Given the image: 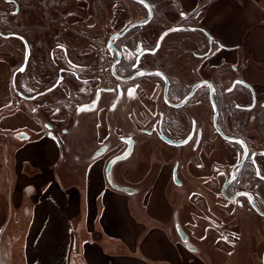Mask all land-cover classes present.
Listing matches in <instances>:
<instances>
[{"label":"flooded vegetation","instance_id":"obj_1","mask_svg":"<svg viewBox=\"0 0 264 264\" xmlns=\"http://www.w3.org/2000/svg\"><path fill=\"white\" fill-rule=\"evenodd\" d=\"M0 1L9 5L0 11V18L9 17V32L2 33L9 51L22 53L24 61L27 40L25 70L38 56L33 63L43 88L36 92L57 84L44 93L51 99L32 107L51 110L61 122L66 116L93 118L94 135L101 118L108 119L109 136L79 140L83 149L89 140L95 148L84 156L74 153L76 158L91 161L107 145L98 158L112 152L109 163L130 147L124 139L130 137V154L117 161L125 162L139 143L151 140L157 148L164 143L173 150L175 184L176 169L178 184L198 179L205 197L220 195L239 212L264 218L253 205L264 211V86L245 77L244 61L230 60L231 46L208 31L210 39L198 11L185 13L180 0H146L151 8L139 0ZM217 125L245 141L242 163L244 145L225 138ZM45 127L55 130L50 121ZM67 131L60 125L56 136L70 150ZM191 165L208 168L209 174L197 176Z\"/></svg>","mask_w":264,"mask_h":264},{"label":"crops","instance_id":"obj_2","mask_svg":"<svg viewBox=\"0 0 264 264\" xmlns=\"http://www.w3.org/2000/svg\"><path fill=\"white\" fill-rule=\"evenodd\" d=\"M180 3L185 13L198 11L197 20L206 30L232 47L230 60L245 62L244 74L251 83L264 86V0ZM16 70L13 60L1 53L0 206L6 221L0 229L7 231L12 222L17 225L11 228L14 240H24L18 250L14 244V250L23 263L264 264V218L240 214L219 196L205 197L198 179L183 178L182 185L175 184L173 150L164 143L157 148L151 140L137 144L130 159L114 165L111 183L106 167L112 152L88 162L74 156L79 140L109 136L108 119L101 118L94 135L93 118L66 116L61 122L51 110H35L32 106L52 95L19 97ZM46 121L55 124L54 134ZM60 125H68L64 136L70 150L56 136ZM19 131L28 137H15ZM93 148L86 142L81 155ZM4 150L9 152L6 161ZM190 169L197 176L209 174L208 168ZM189 186L198 190L191 193ZM207 234L214 235L209 242L203 239Z\"/></svg>","mask_w":264,"mask_h":264},{"label":"rangeland","instance_id":"obj_3","mask_svg":"<svg viewBox=\"0 0 264 264\" xmlns=\"http://www.w3.org/2000/svg\"><path fill=\"white\" fill-rule=\"evenodd\" d=\"M0 11L3 10V12H6L9 10V5L5 6V3L2 4V1H0ZM160 2V0L157 1V3ZM160 9H166V4H163L162 7L159 6ZM185 12V11H184ZM164 13V12H163ZM9 32V17L5 15H3L2 18H0V54H4L5 56H7L8 58L10 57L15 65V69H17L20 64L23 61V54L20 53L18 55L13 54L12 52L9 51V40L2 35V33H6ZM20 52V51H19ZM37 55H34L32 58V64L29 65V67L23 71V72H19L17 73L16 76V82L18 83L16 90L18 91H22L23 90L20 89V87H22L23 85L26 86V88L28 90H41L43 88V82L40 81V78L38 77V70L35 66V64L33 63V61H35V59L37 58ZM36 63V62H35ZM16 94L18 95V93L16 92ZM19 97H21L19 95ZM41 111H44L43 109ZM68 127V125H66ZM73 128V126H71V128H69V130H71ZM83 141V140H82ZM82 141L78 144H74V148L76 150L75 153H81L83 151V146H82ZM93 141L91 142L90 140L88 141V147L93 148ZM81 144V145H80ZM118 163V162H117ZM1 185V184H0ZM4 187H2L1 185V189H3ZM220 196V195H217ZM221 199H223L221 197ZM2 202V199H0V204ZM224 204V203H222ZM10 211V210H9ZM10 213V212H9ZM240 214H243L242 212H239ZM252 216H256V215H252ZM11 218V214H9V221ZM6 221V216H4L2 214L1 211V206H0V224L4 223ZM17 225L12 222V224H9V228L8 230H1L0 229V264H19L18 261H21V264H25L22 262V257L19 253V251L16 253L14 248L17 247V250L19 248H21V246L23 245L22 242L24 240V236L20 237L18 240H14V231H12L11 228L16 227ZM23 233V232H22ZM242 234H240L241 238H243L244 233L241 232ZM214 238L213 234H207L205 238L206 242H209L210 240H212ZM232 239L235 238V236H231ZM203 239L201 242H203ZM237 239V238H236ZM15 241V242H14ZM15 244V247H14ZM260 251H262V247L260 248ZM261 255V254H260ZM260 258V256H259ZM261 259V258H260Z\"/></svg>","mask_w":264,"mask_h":264},{"label":"water","instance_id":"obj_4","mask_svg":"<svg viewBox=\"0 0 264 264\" xmlns=\"http://www.w3.org/2000/svg\"><path fill=\"white\" fill-rule=\"evenodd\" d=\"M139 1H142V2H144L145 4H147L148 6H149V2H147L146 0H139ZM150 7V6H149ZM151 8V7H150ZM204 30V32L210 37V39H211V34L208 32V30H206V29H203ZM6 36H9V34H5ZM20 37H22V36H20ZM24 39V38H23ZM25 40V43H26V53H25V57H24V61H23V63L17 68V70L15 71V76H16V74L18 73V72H22V71H24L25 70V68L27 67V63H28V60H29V57H30V47H29V45H28V42H27V40L26 39H24ZM15 76H14V85H15V89L17 88L16 87V84H15ZM243 83H246V82H244V81H242ZM57 84H55V85H53V86H51V87H49V88H47L46 90H43V91H40V92H36V93H34V94H32V95H28V94H26V93H24V92H22V91H19L18 90V94L20 95V96H22L23 98H25V99H35V98H37L39 95H42V94H44V93H46V92H48V91H50L51 89H53L55 86H56ZM249 85V84H248ZM250 86V85H249ZM251 87V86H250ZM217 128H218V131L225 137V138H227V139H229V140H232V141H238V142H240V143H242L243 145H244V155H243V158H242V161H241V163L244 161V159H245V155H246V152H247V148H246V143H245V141L242 139V138H240V137H236V136H231V135H228V134H226L223 130H222V128L219 126V125H217ZM15 137H18V138H25V137H28V134L26 133V132H24V131H19V132H16L15 133ZM165 140H167V141H170L171 142V140L169 139V138H167V137H165V136H162ZM125 140H127V141H129V143H130V147L123 153V154H118V155H116V156H114L110 161H109V163L107 164V167H106V173H107V176H108V178H109V180L111 181V183H112V178H111V169L114 167V165L116 164V162L119 160V159H122L123 157H126V156H128L129 154H130V152H131V149H132V147H131V145H132V138H124ZM106 149H107V145H103V146H101L95 153H94V157H98L99 155H101L102 153H104L105 151H106ZM242 165V164H241ZM173 177H174V180H175V182H177V183H179L180 182V180H179V178H178V176H177V171H176V169L174 170V174H173ZM234 177V173H233V175L230 177V179H229V181L232 179ZM228 184V182L226 183V185ZM226 185H225V187H226ZM225 187H224V189H223V191H224V193H225ZM122 189L123 190H125V191H127V192H133L134 191V189L132 188V187H130V186H123L122 187ZM253 205H254V207L261 213V214H263L264 215V211H262L257 205H256V203L253 201ZM177 230H178V232H179V234H180V236L182 237V239H184V240H187V234H186V232H185V230L182 228V226L180 225V224H177ZM263 262H264V255H263Z\"/></svg>","mask_w":264,"mask_h":264},{"label":"trees","instance_id":"obj_5","mask_svg":"<svg viewBox=\"0 0 264 264\" xmlns=\"http://www.w3.org/2000/svg\"><path fill=\"white\" fill-rule=\"evenodd\" d=\"M17 85H18V83H17ZM20 89L21 90H23L25 93H34V92H36L37 91V89H34V90H28L27 88H26V86H22V87H20ZM9 152L7 151V150H4V158H5V161H6V158H8V156H7V154H8Z\"/></svg>","mask_w":264,"mask_h":264}]
</instances>
